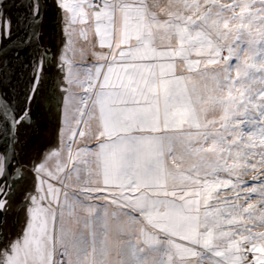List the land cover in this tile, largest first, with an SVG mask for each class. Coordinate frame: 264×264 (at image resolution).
Listing matches in <instances>:
<instances>
[{
  "label": "rangeland",
  "instance_id": "1",
  "mask_svg": "<svg viewBox=\"0 0 264 264\" xmlns=\"http://www.w3.org/2000/svg\"><path fill=\"white\" fill-rule=\"evenodd\" d=\"M113 2L42 1L19 145L53 177L0 184V210L19 207L0 264H264V18L229 17L218 44L202 21L249 0H129L118 35ZM18 26L2 3L0 44Z\"/></svg>",
  "mask_w": 264,
  "mask_h": 264
},
{
  "label": "water",
  "instance_id": "2",
  "mask_svg": "<svg viewBox=\"0 0 264 264\" xmlns=\"http://www.w3.org/2000/svg\"><path fill=\"white\" fill-rule=\"evenodd\" d=\"M37 1L38 12L35 14L34 0H19V2H16V0H0V5L5 2L9 5L12 3L15 19L19 24L16 30H12V33L15 32V34H10L7 38L4 37L0 44V109L9 118V120L7 118L3 120L2 123L0 146L4 151V155L9 157V167L17 160L14 145L16 138L15 124L18 117L24 112L20 101L23 105H26L27 96L29 95L24 79L33 77L31 73L32 63L38 64L39 50L41 49L38 37L43 16V0ZM20 29L21 32L17 34L16 31ZM18 77H21V85L24 86V90L20 89L16 104L12 105L8 96L11 94V88H14L13 83L10 82L9 88L4 89L3 87L9 81L7 79H12L15 83ZM14 91L17 92L15 89ZM4 101L9 105H6ZM3 107H5V110L2 109ZM2 216L3 211L0 210V231L3 222Z\"/></svg>",
  "mask_w": 264,
  "mask_h": 264
},
{
  "label": "flooded vegetation",
  "instance_id": "3",
  "mask_svg": "<svg viewBox=\"0 0 264 264\" xmlns=\"http://www.w3.org/2000/svg\"><path fill=\"white\" fill-rule=\"evenodd\" d=\"M36 80H37V78H36ZM33 92H34V90H33ZM33 95H34V93H33ZM31 97L32 98L29 101L30 102L29 103V108L26 111V113H30L32 115V117L30 119V122H34V123L36 122V126H37L38 121H37L36 118H34V116H36V111H35L36 110V105L34 103L35 108L31 109V104H32V101L34 100V97L33 96H31ZM41 124H42V121H41ZM36 126L35 125H30V124H26L25 125V123L22 124V120L21 119H19L18 123H17L16 133L18 134V139H17V143H16V149H17L18 160L20 162V165H19L20 167L18 166L19 167L18 169H16V167H15V169L13 171V174H12L13 177H11L12 183H10V185H9V186H13L14 185L13 188H14V190H17V191L21 190L19 188H23L24 186L32 187L33 186V182L37 178V176L39 175L42 178V175L45 176L46 171H48V162H46V163L45 162H42V163L35 162L36 165H39V166H37V167L36 166H31V168H32L31 169L29 166H26L25 164H23V161H22L23 160V156H24V148L19 145L20 144V140H21V138L24 135L27 136L28 134H30L28 137H31V134L35 130ZM21 131L23 133H21ZM38 145H39V143H38ZM34 146L36 147V145H34ZM2 162H3V159H2L1 154H0V163H2ZM41 164H44V166H41ZM15 165H18V163H15ZM31 176H32V178H31ZM20 182H24V183L21 184ZM11 189H12V187H11ZM22 191H24V189H22ZM8 195L9 194H7V197H9ZM7 197H3V199H5L7 201L8 200ZM13 201H15V199H13ZM22 202L23 201H20L17 206L21 205ZM13 206H14V204L11 206L8 203V205L6 207L9 210L10 209L19 208V207H13ZM18 211L19 210L16 209V211L14 213L15 214L19 213ZM12 217L14 219L13 215H12ZM7 218H8V216L5 218V220ZM8 222L12 223V222H14V220L8 219Z\"/></svg>",
  "mask_w": 264,
  "mask_h": 264
},
{
  "label": "trees",
  "instance_id": "4",
  "mask_svg": "<svg viewBox=\"0 0 264 264\" xmlns=\"http://www.w3.org/2000/svg\"><path fill=\"white\" fill-rule=\"evenodd\" d=\"M251 14L252 16H250ZM244 15H247L248 17H253V19L255 15H258V16L260 15L261 17L264 18V0H249L248 4L246 5L243 3L240 6V9L238 10V12L235 13V15L230 12V7L225 6L222 14L211 16V20H209L210 23H205L202 21V25L205 27V29H208L210 32H212L217 37L218 41H214L212 43L216 42L218 44H221L226 40V37L232 31L230 30L231 28H230L228 18L234 17L238 21V17H243ZM236 163H237L236 158L230 159L228 162L230 168ZM220 166L221 164H219V167ZM228 170H229L228 173L234 174V171L230 169ZM228 173L227 171H225V174H228ZM238 211L244 212L242 208L241 210H238Z\"/></svg>",
  "mask_w": 264,
  "mask_h": 264
},
{
  "label": "bare ground",
  "instance_id": "5",
  "mask_svg": "<svg viewBox=\"0 0 264 264\" xmlns=\"http://www.w3.org/2000/svg\"><path fill=\"white\" fill-rule=\"evenodd\" d=\"M16 2H19V0H16ZM34 6H35V4H34ZM222 57L223 58H225V57H228V55H225V54H223L222 55ZM31 79H32V83H31ZM33 78H26V79H24V82H25V84H29V83H31L30 85H31V88H32V86H33ZM14 89L15 90H17V92H15L14 91ZM20 89H22V90H24V86H19V87H14V88H11V94L8 96V99H10L9 101H10V103H12V105H14V104H16V98L18 99V96H19V91H20ZM17 96V97H16ZM4 97L5 98H7L6 97V95H4ZM27 102H26V105H23V103H22V101H20V105L22 106V108H24V112H26L27 110H28V108H29V101H30V99L32 98L30 95H28L27 96ZM35 99H37V97H34V100L32 101V106L34 105V103H35ZM12 100V101H11ZM4 103L6 104V105H9L6 101H4ZM47 105H48V103H47ZM35 107V106H34ZM40 114H41V112H39ZM46 114V113H45ZM28 117H29V120H28V122L26 123V124H30V125H35L36 126V122L34 123V122H30V119H31V117H32V115L30 114V113H28ZM7 118V117H6ZM49 118H51V117H49ZM8 120H9V118H7ZM3 120H5V119H3ZM18 120H19V117H18V119L16 120V124H15V131H16V127H17V123H18ZM51 129H53V127L51 128ZM15 145V151H16V158H17V160H15L12 164H11V166L9 167V165H10V163H9V157H6V156H4V161L2 162V163H0V184H2L3 183V180H4V178L6 179H8V178H11L12 177V174H13V171H14V169H15V167H16V165H15V163H18V165H19V160H18V155H17V149H16V144H14ZM0 151H2V149H1V146H0ZM46 163V162H45ZM44 163V164H45ZM51 168V165H50V163H49V160H48V171H46V173L48 172L49 174H50V176H51V178L53 177V174H52V171L53 170H51L50 169ZM10 170V171H9ZM21 184L22 183H24V182H20ZM1 187L2 186H0V189H1ZM64 190V188L62 189V191ZM65 192H66V189L64 190ZM64 191H63V193H64ZM48 192H50V189L48 190ZM4 194V192L2 191V192H0V201H1V199H2V195ZM2 207H0V209H1ZM16 209H18V208H16ZM14 211H15V209H7V207H5L4 209H3V212H4V214L5 215H3L2 216V218H3V222H4V218H6L7 216H9L10 214H13L14 213ZM19 212V211H18ZM3 222H2V224H3ZM2 224H1V226H2ZM3 235V233H0V237ZM9 239H10V237H8ZM1 243V242H0ZM3 248H5V245H2L1 247H0V250H1V252H3ZM63 258H64V256H63ZM62 258V259H63Z\"/></svg>",
  "mask_w": 264,
  "mask_h": 264
},
{
  "label": "crops",
  "instance_id": "6",
  "mask_svg": "<svg viewBox=\"0 0 264 264\" xmlns=\"http://www.w3.org/2000/svg\"><path fill=\"white\" fill-rule=\"evenodd\" d=\"M78 1H80V3H82V4H84L86 6V8L88 7V10H86V13L91 18H93L96 14L97 15H102L103 14V10H101L100 12H98V11H95L93 8H91V6H90L91 0H78ZM102 1L105 4V0H102ZM127 1H129V0H122V1H120V0H114L113 3H116L117 4V8H116V10H113V12L112 11L109 12V13H113L114 14V19H115L116 23L118 22V24H119L117 26V33H118V35H120L121 32H122L123 16H124V13H125V2H127ZM85 2H88V3H85ZM60 3H62L64 5L65 10L70 11V8L68 7L67 3H65L64 1H62V2L60 1ZM106 14H108V12H106ZM74 15H76V17L78 19V21H77L78 22L77 26L79 27L78 34L81 35V30L84 29L82 27L85 26V25H88V24L82 23L79 20L81 18V16H82L81 13H79V12L72 13V16H74ZM136 96H138V94H136V93L129 94L130 100H132V101H134L136 99ZM118 100H119V97L117 98V101H116L117 103H118ZM141 102H142V97H141V100H140V103L139 104H141ZM164 140L166 141L165 138H164ZM118 243L121 244L122 243V240H119Z\"/></svg>",
  "mask_w": 264,
  "mask_h": 264
}]
</instances>
